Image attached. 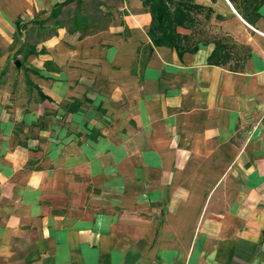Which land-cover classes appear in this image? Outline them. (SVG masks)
I'll return each instance as SVG.
<instances>
[{"label":"crops","instance_id":"1","mask_svg":"<svg viewBox=\"0 0 264 264\" xmlns=\"http://www.w3.org/2000/svg\"><path fill=\"white\" fill-rule=\"evenodd\" d=\"M65 1L0 0V264H264V2L244 54L178 55L141 0Z\"/></svg>","mask_w":264,"mask_h":264},{"label":"trees","instance_id":"2","mask_svg":"<svg viewBox=\"0 0 264 264\" xmlns=\"http://www.w3.org/2000/svg\"><path fill=\"white\" fill-rule=\"evenodd\" d=\"M73 0H66L58 4L51 17L56 18L62 7ZM143 6L149 11L151 18L148 28V37L153 47H169L181 55L185 52H194L197 49L196 42L192 44L190 36L181 35L177 28L191 29L197 22V16L204 15V19H210L213 14L211 8L195 3L194 0H141ZM216 0H211L215 2ZM234 3V0H229ZM264 2V0H261ZM29 53H34L30 51Z\"/></svg>","mask_w":264,"mask_h":264},{"label":"rangeland","instance_id":"3","mask_svg":"<svg viewBox=\"0 0 264 264\" xmlns=\"http://www.w3.org/2000/svg\"><path fill=\"white\" fill-rule=\"evenodd\" d=\"M120 1L121 0H113V7H118ZM99 3L100 0H84L82 1V5L79 8L71 7L70 9H66L63 12V16L61 18L62 23L69 24L72 16L75 15V13H77L78 11V14L80 13L81 15L90 18L91 22L99 20V12H104L98 9ZM238 3H240V7L238 6ZM221 6L222 7L220 8V11L224 13V17L221 16L220 18H211L210 20H205L204 15H199L198 23L194 28L195 33L197 34L196 38L201 41L223 39L234 52L242 55L244 54L245 46L243 45V43H241V36L237 33V30L243 27L247 28L244 20L242 21L240 17H243L244 19L249 9L246 4H243L241 0H234L233 8L235 9V11L226 3ZM235 13L239 14V18ZM43 37H45V33H40L38 36L37 34L30 33L24 38L25 40L27 38L28 40L33 41L35 39H40ZM9 68V75H13V68Z\"/></svg>","mask_w":264,"mask_h":264},{"label":"water","instance_id":"4","mask_svg":"<svg viewBox=\"0 0 264 264\" xmlns=\"http://www.w3.org/2000/svg\"><path fill=\"white\" fill-rule=\"evenodd\" d=\"M16 65H17V63H16Z\"/></svg>","mask_w":264,"mask_h":264}]
</instances>
